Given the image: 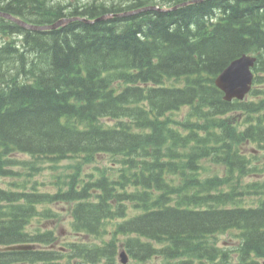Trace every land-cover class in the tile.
Segmentation results:
<instances>
[{"label":"trees","instance_id":"16d2710c","mask_svg":"<svg viewBox=\"0 0 264 264\" xmlns=\"http://www.w3.org/2000/svg\"><path fill=\"white\" fill-rule=\"evenodd\" d=\"M183 1L0 0L39 25L109 15L47 31L0 16V177L16 179L0 186V264H121L120 246L128 264H264V88L226 101L214 84L248 53L264 86V0L117 15ZM104 157L81 177L77 161ZM65 159L74 170L43 190L35 175ZM57 202L99 242L52 248L33 221ZM19 243L39 247L3 249Z\"/></svg>","mask_w":264,"mask_h":264},{"label":"rangeland","instance_id":"374dc122","mask_svg":"<svg viewBox=\"0 0 264 264\" xmlns=\"http://www.w3.org/2000/svg\"><path fill=\"white\" fill-rule=\"evenodd\" d=\"M66 2L70 1V0H65ZM101 1V0H98ZM259 87V88H264V86L259 85V84H255L254 87ZM250 96L248 95L247 98H249ZM181 116L180 113L175 114V117H179ZM181 130H183L181 128ZM248 152L250 151V147H247ZM19 157H26L25 155H20ZM79 163V167L81 169V177H83L84 179H88L90 177V174L95 176L97 174V168L98 166H104V165H108L109 164V159L107 158H101L95 162L92 161H77ZM73 163H75V161H70L69 159H65L62 160L58 166H56L54 168V166H48L45 165V168L41 174H37L35 175V178L37 180H41L43 181L44 185L42 186L43 190H49V191H54L56 190V185L54 184L55 181L54 179L55 176H63V174L72 172L74 170L73 167ZM213 168H217L219 170V172L221 173L222 171V167L220 166H212ZM16 180V179H15ZM14 179L10 178V177H0V186L1 187H8V184L10 181H15ZM69 207H70V203H54V205L51 206V208L54 210L55 212V216L54 217H50L48 219H41L40 218H36L34 219L33 222H35V224L37 226H39V228L41 229H53L54 235L58 238V245L60 244H65L66 242H71V241H76V240H84V241H95L93 239H91V237L89 235H75L70 227V222H71V218H70V211H69ZM134 210H130L129 213H134ZM226 240H228V236L227 234L225 235H221L220 239H217V244H222L225 243ZM98 242V241H97ZM161 262L160 259H153L152 261H150L149 264H159ZM145 264V262H144Z\"/></svg>","mask_w":264,"mask_h":264},{"label":"water","instance_id":"95a60500","mask_svg":"<svg viewBox=\"0 0 264 264\" xmlns=\"http://www.w3.org/2000/svg\"><path fill=\"white\" fill-rule=\"evenodd\" d=\"M187 2L183 3L186 4ZM153 9L154 7H149ZM142 9H136L134 11L126 12L124 14H132ZM144 10H148V7H145ZM0 15H3L7 18L14 19L10 14L0 12ZM65 20H59L56 23L49 26H32L27 23L21 22L25 27L31 29H45V28H54L60 26ZM256 61V56L244 53L239 57L231 60L223 70L217 74L214 79L215 85L223 92V98L226 101H231L233 99L243 100L245 95L250 91L254 74L252 67ZM27 246L24 245H14L8 247V249H21ZM122 261H126V256L124 253L121 254Z\"/></svg>","mask_w":264,"mask_h":264},{"label":"bare ground","instance_id":"6f19581e","mask_svg":"<svg viewBox=\"0 0 264 264\" xmlns=\"http://www.w3.org/2000/svg\"><path fill=\"white\" fill-rule=\"evenodd\" d=\"M63 4H65V5H70L71 7H73V6H75L76 4H79V3H83V2H85V0H70V1H68V2H66L65 0H60ZM199 1H201V0H186V1H183V2H181V3H179V4H176V5H174V6H172V7H170V8H168V7H158V6H156V5H149V6H147L148 7V9H151V8H149V7H154L153 9H155V10H160V11H166V10H171V9H174V8H177V7H179V6H183V5H186V4H189V3H194V2H199ZM185 2H187L186 4H183V3H185ZM142 10L141 11H143L144 9H145V7H143V8H141ZM126 12H130V11H126ZM126 12H124V13H126ZM124 13H119V14H117V15H128V14H124ZM133 14V13H132ZM11 16L14 18V19H7V20H10V21H13V22H15V23H18L19 25H21L22 27H24V28H26V29H29V30H32V31H36V30H38V31H47V30H53V29H56V28H58V27H60V26H58V27H54V28H45V29H31V28H29V27H25L21 22L22 21H26V22H28L27 20H25L24 18L22 19L20 16H13L12 15V13H11ZM104 17H106V16H109L108 14H104L103 15ZM62 19H64L65 21H73V20H80L81 18H80V16H64V17H61V18H59V19H57L54 23H56L57 21H59V20H62ZM54 23H51V24H46V23H44V24H41V25H39V24H36V23H33V22H28V24L29 25H32V26H49V25H52V24H54ZM70 161H74V160H72V159H69Z\"/></svg>","mask_w":264,"mask_h":264}]
</instances>
